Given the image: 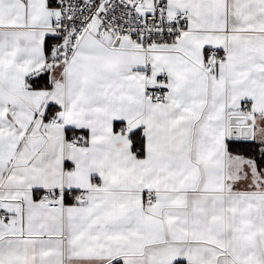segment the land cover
<instances>
[{"label":"snow or ice","instance_id":"1","mask_svg":"<svg viewBox=\"0 0 264 264\" xmlns=\"http://www.w3.org/2000/svg\"><path fill=\"white\" fill-rule=\"evenodd\" d=\"M0 264H264V0H0Z\"/></svg>","mask_w":264,"mask_h":264}]
</instances>
